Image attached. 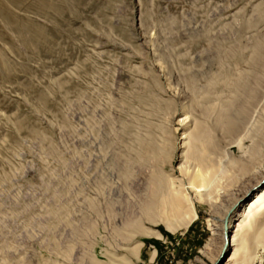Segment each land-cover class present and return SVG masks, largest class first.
Wrapping results in <instances>:
<instances>
[{"label": "rangeland", "instance_id": "1", "mask_svg": "<svg viewBox=\"0 0 264 264\" xmlns=\"http://www.w3.org/2000/svg\"><path fill=\"white\" fill-rule=\"evenodd\" d=\"M203 85L219 198L187 189L197 216L171 231L146 205L161 175L188 186L181 120ZM240 106L229 134L218 114ZM240 133L263 160L264 0H0V264H120L137 241L136 264H222L209 225L238 188Z\"/></svg>", "mask_w": 264, "mask_h": 264}, {"label": "bare ground", "instance_id": "2", "mask_svg": "<svg viewBox=\"0 0 264 264\" xmlns=\"http://www.w3.org/2000/svg\"><path fill=\"white\" fill-rule=\"evenodd\" d=\"M210 86L215 85H203L193 90V96L189 102L190 105L185 107L184 118L181 120V123H185L188 120L183 126L184 141L181 153L183 161L180 167L182 170L185 169V175L187 174L188 176L187 188L176 189L168 176L161 175L158 178V198L148 208L146 205L145 213L157 211L161 221L171 231H175L181 226L187 227L197 216L195 204L188 195L187 189L191 190L198 201L206 202L209 205L208 207L215 206L219 198V194L217 195L216 193H219V190L216 189V197L212 196L214 190L211 186L215 184L214 180L216 176L214 174L213 176L210 175L214 167L208 165V154L213 147V136L206 125L205 119H200V116L196 115L197 108L203 109V113L199 112L206 115H210L211 112L216 111L214 106L217 103L215 102L218 101L219 103L220 98L217 95L216 89ZM204 105L207 106L204 107ZM244 110V107L240 106L230 112L226 111L223 115L220 113L218 114L217 122L221 124L227 133H238L241 123L245 120ZM237 135L238 138L231 143V146L227 147L228 149L224 148V150L230 162L233 161V163L237 162L241 164L240 170L242 174L239 178V185L237 184L238 188L230 193V203L223 209L221 217L217 221H210L209 226L211 227L212 235L218 237L219 251L228 252L222 264H263L264 184L262 186L261 184L264 181V158L261 161L254 160L255 153L252 152L250 154L244 151V133ZM232 147L237 149L238 156L234 155ZM261 147H264V140ZM259 151L260 148L255 149V152L258 154ZM190 162H194L193 168L190 171H186L188 168L186 164ZM148 215L151 216V214H147V218L149 217ZM155 222L153 220V223ZM140 223L132 221L127 223L126 226L131 231H136L138 228H141V226L138 227L141 225ZM230 223L232 232L226 241L225 235ZM141 231L142 236L145 237H160V234L155 230L140 229ZM142 247L143 243L137 241L129 249L130 257L135 262L139 261V252ZM149 255L150 264L155 257V250H151ZM130 257H121L122 261L120 264H136ZM217 257L216 255L213 263Z\"/></svg>", "mask_w": 264, "mask_h": 264}, {"label": "water", "instance_id": "3", "mask_svg": "<svg viewBox=\"0 0 264 264\" xmlns=\"http://www.w3.org/2000/svg\"><path fill=\"white\" fill-rule=\"evenodd\" d=\"M229 239V233L226 234V241ZM227 245V243H226Z\"/></svg>", "mask_w": 264, "mask_h": 264}]
</instances>
